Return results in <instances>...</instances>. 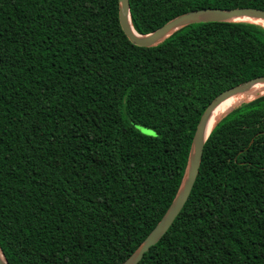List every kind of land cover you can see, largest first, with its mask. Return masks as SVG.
Returning a JSON list of instances; mask_svg holds the SVG:
<instances>
[{"label": "trees", "instance_id": "obj_1", "mask_svg": "<svg viewBox=\"0 0 264 264\" xmlns=\"http://www.w3.org/2000/svg\"><path fill=\"white\" fill-rule=\"evenodd\" d=\"M119 0H0V249L8 264H122L181 186L202 115L264 76V27L132 44ZM264 0H130L148 35ZM139 128L151 130L146 135ZM139 264H264V96L211 132L192 193Z\"/></svg>", "mask_w": 264, "mask_h": 264}, {"label": "water", "instance_id": "obj_2", "mask_svg": "<svg viewBox=\"0 0 264 264\" xmlns=\"http://www.w3.org/2000/svg\"><path fill=\"white\" fill-rule=\"evenodd\" d=\"M119 6V21L122 31L132 44L142 48L155 47L181 29L195 24L239 22L237 21V19L240 18H256L264 21V10L254 8H239L230 10L203 9L191 11L178 16L154 32L148 35H140L135 31L132 25L130 0H119ZM257 83H264V76L253 79L242 85L223 92L222 94L217 96L208 106V108L202 115V118L194 134L187 168L175 199L173 200L171 206L169 207L161 221L158 223V225L148 235V237L144 240L140 247L122 264H139L143 260L145 254H147L152 247L156 246L158 242H160L166 235L168 230L172 227L175 220L185 207L197 180L205 144L211 132L215 128L214 127L209 134L207 133L208 124L214 111L224 101L235 95H239L248 91ZM0 264L8 263L6 259L4 261L2 260V257H0Z\"/></svg>", "mask_w": 264, "mask_h": 264}, {"label": "bare ground", "instance_id": "obj_3", "mask_svg": "<svg viewBox=\"0 0 264 264\" xmlns=\"http://www.w3.org/2000/svg\"><path fill=\"white\" fill-rule=\"evenodd\" d=\"M239 22H251L258 25H261L264 27V21L256 18H240L237 19ZM264 95V83H257L252 88H250L248 91L235 95L228 100L224 101L222 104H220L217 109L214 111L209 124H208V130L207 133L209 134L211 130L218 124V122L224 118L228 113L233 111L235 108L240 106L243 103L250 102L252 100H255L259 96ZM0 257H2V260L5 261V258L0 250Z\"/></svg>", "mask_w": 264, "mask_h": 264}, {"label": "rangeland", "instance_id": "obj_4", "mask_svg": "<svg viewBox=\"0 0 264 264\" xmlns=\"http://www.w3.org/2000/svg\"><path fill=\"white\" fill-rule=\"evenodd\" d=\"M140 131L146 135H153L154 133L151 130L145 129V128H139Z\"/></svg>", "mask_w": 264, "mask_h": 264}]
</instances>
